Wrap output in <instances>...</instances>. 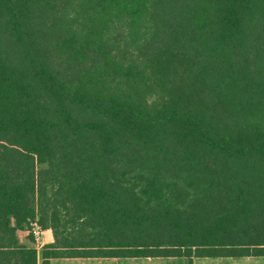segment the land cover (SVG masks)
<instances>
[{
    "label": "trees",
    "instance_id": "trees-1",
    "mask_svg": "<svg viewBox=\"0 0 264 264\" xmlns=\"http://www.w3.org/2000/svg\"><path fill=\"white\" fill-rule=\"evenodd\" d=\"M31 221L42 264L264 256V0H0V264Z\"/></svg>",
    "mask_w": 264,
    "mask_h": 264
},
{
    "label": "crops",
    "instance_id": "crops-1",
    "mask_svg": "<svg viewBox=\"0 0 264 264\" xmlns=\"http://www.w3.org/2000/svg\"><path fill=\"white\" fill-rule=\"evenodd\" d=\"M20 243L27 246L38 247L39 250V264L43 261V247L40 243L31 238L30 235L26 236L21 231L18 234ZM48 238L43 242H52V238L47 233ZM46 238V237H45ZM183 260L186 257H62L51 258L50 264H161L158 262H166L168 259ZM162 260V261H159ZM264 256H243V257H193L192 264H264Z\"/></svg>",
    "mask_w": 264,
    "mask_h": 264
},
{
    "label": "built area",
    "instance_id": "built-area-1",
    "mask_svg": "<svg viewBox=\"0 0 264 264\" xmlns=\"http://www.w3.org/2000/svg\"><path fill=\"white\" fill-rule=\"evenodd\" d=\"M31 232L34 234L35 240L40 242L44 239L47 231L36 221L30 222Z\"/></svg>",
    "mask_w": 264,
    "mask_h": 264
},
{
    "label": "rangeland",
    "instance_id": "rangeland-1",
    "mask_svg": "<svg viewBox=\"0 0 264 264\" xmlns=\"http://www.w3.org/2000/svg\"><path fill=\"white\" fill-rule=\"evenodd\" d=\"M21 233H24V235L26 236L30 235V231L28 229L22 230ZM46 235L44 236V239L39 242L40 244L43 243L48 238ZM159 261H162V260H159ZM151 263L155 264L157 263V261H153ZM158 263H161V264H192V261H190L189 259H185V258L183 260H178V259L173 258V259H168L166 262H158Z\"/></svg>",
    "mask_w": 264,
    "mask_h": 264
}]
</instances>
